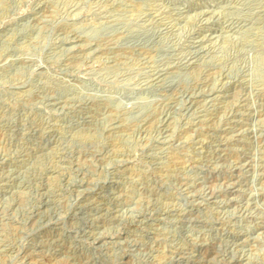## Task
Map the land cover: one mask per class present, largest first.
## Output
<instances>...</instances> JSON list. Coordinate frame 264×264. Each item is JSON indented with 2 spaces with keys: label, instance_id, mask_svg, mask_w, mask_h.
<instances>
[{
  "label": "rangeland",
  "instance_id": "obj_1",
  "mask_svg": "<svg viewBox=\"0 0 264 264\" xmlns=\"http://www.w3.org/2000/svg\"><path fill=\"white\" fill-rule=\"evenodd\" d=\"M0 264H264V0H0Z\"/></svg>",
  "mask_w": 264,
  "mask_h": 264
}]
</instances>
